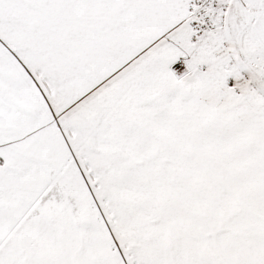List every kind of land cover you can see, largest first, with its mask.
Wrapping results in <instances>:
<instances>
[{
    "label": "snow or ice",
    "instance_id": "obj_1",
    "mask_svg": "<svg viewBox=\"0 0 264 264\" xmlns=\"http://www.w3.org/2000/svg\"><path fill=\"white\" fill-rule=\"evenodd\" d=\"M0 264H264V0H0Z\"/></svg>",
    "mask_w": 264,
    "mask_h": 264
}]
</instances>
